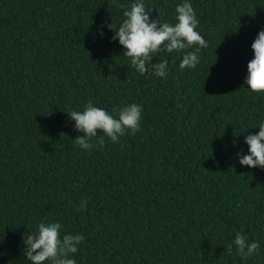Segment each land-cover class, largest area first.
<instances>
[{
    "label": "trees",
    "instance_id": "trees-1",
    "mask_svg": "<svg viewBox=\"0 0 264 264\" xmlns=\"http://www.w3.org/2000/svg\"><path fill=\"white\" fill-rule=\"evenodd\" d=\"M131 2L0 0V264H30L23 239L40 221L84 235L76 264H264V169L241 167L233 147L246 152L264 120V95L243 83L264 0H192L208 47L195 69L162 53L165 78L110 42ZM181 2L144 0L161 23ZM90 101L141 104L140 131L78 149L66 113ZM236 233L258 254H229Z\"/></svg>",
    "mask_w": 264,
    "mask_h": 264
},
{
    "label": "clouds",
    "instance_id": "clouds-1",
    "mask_svg": "<svg viewBox=\"0 0 264 264\" xmlns=\"http://www.w3.org/2000/svg\"><path fill=\"white\" fill-rule=\"evenodd\" d=\"M153 8L147 7L144 0H132L123 11V20L118 24L112 22L106 27L114 34L110 42H118L122 55L129 58L131 66L140 75L165 78L168 75L166 60L159 57L173 52L182 53L179 68L195 69L200 63L199 53L207 48L204 37L196 31L199 20L192 5V0H182L176 5L173 23H161L158 17L153 18ZM104 27L98 35L103 38ZM194 51H185L193 46ZM252 59L247 64V73L243 81L250 93L264 95V29L260 30L251 44ZM158 62L153 63V58ZM143 108L141 104L130 103L123 107H114L111 112L97 107L93 102L83 106V110H69L66 114L74 122L73 129L77 133L73 144L82 151H90L98 143L103 146L105 140L118 143L126 134L135 135L140 131ZM259 129L255 134L244 136L243 144L247 151L237 147L235 159L241 167L248 169H264V120L250 129ZM99 131V135H98ZM88 201L81 200L82 210ZM62 223L58 221H40L35 232L23 239L24 257L30 264H76L72 254L79 251L84 242L83 234L61 235ZM235 247L241 260L258 254L261 244L258 240L249 241L244 233H236L234 240L228 245L231 254Z\"/></svg>",
    "mask_w": 264,
    "mask_h": 264
}]
</instances>
